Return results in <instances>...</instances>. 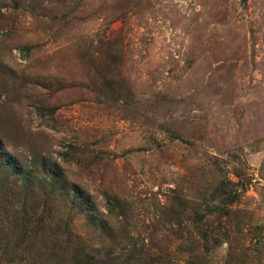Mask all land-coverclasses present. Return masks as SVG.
Instances as JSON below:
<instances>
[{
    "label": "rangeland",
    "instance_id": "374dc122",
    "mask_svg": "<svg viewBox=\"0 0 264 264\" xmlns=\"http://www.w3.org/2000/svg\"><path fill=\"white\" fill-rule=\"evenodd\" d=\"M0 145V264H264V0H0Z\"/></svg>",
    "mask_w": 264,
    "mask_h": 264
},
{
    "label": "trees",
    "instance_id": "16d2710c",
    "mask_svg": "<svg viewBox=\"0 0 264 264\" xmlns=\"http://www.w3.org/2000/svg\"><path fill=\"white\" fill-rule=\"evenodd\" d=\"M22 164L18 160L9 156L0 145V196L6 194L9 201H12L14 205V212L18 215L24 210V204L21 202L24 190L29 186L28 182H24L22 179L25 177V171L23 170ZM22 180V181H21ZM53 183V181H51ZM39 183H41L39 181ZM46 185V183H45ZM45 188V186H43ZM2 197V196H1ZM1 204V203H0ZM0 210V217L3 221L7 219L3 217V214Z\"/></svg>",
    "mask_w": 264,
    "mask_h": 264
}]
</instances>
